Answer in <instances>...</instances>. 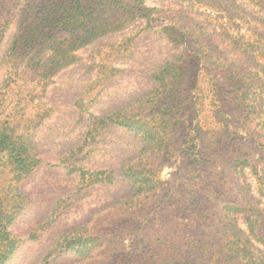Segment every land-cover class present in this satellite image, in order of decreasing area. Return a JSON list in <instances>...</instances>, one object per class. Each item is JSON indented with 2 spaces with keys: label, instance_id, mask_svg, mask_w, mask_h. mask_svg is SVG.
I'll return each instance as SVG.
<instances>
[{
  "label": "rangeland",
  "instance_id": "1",
  "mask_svg": "<svg viewBox=\"0 0 264 264\" xmlns=\"http://www.w3.org/2000/svg\"><path fill=\"white\" fill-rule=\"evenodd\" d=\"M23 3L0 0V98L6 101L2 116L16 114L30 124V130L22 131L30 132L43 163L21 182L29 200L10 226L19 246L6 264H72L77 256L62 249L59 240L80 224L95 225L112 249L121 240L128 246L134 240L140 248L176 210L193 233L209 234L218 231L213 216L227 198L242 203L252 196L250 201L264 214V127L239 94L243 73L264 78V0H145L155 8L151 19L140 17L81 48L76 62L50 80L8 58ZM148 22L152 27L145 28ZM166 24L184 37L170 40ZM139 30L126 48V38ZM207 55L226 62H207ZM179 56L187 62L181 84L157 90L155 72ZM148 98L153 101L146 102ZM112 113L163 115L172 122L168 147L153 167L162 183L160 195H170L173 205L162 208L154 198L144 214L136 215L133 224L144 226L138 239L122 227L124 222L109 224L105 218V208L130 194L122 169L143 147L134 130L96 124V118ZM191 149L210 157L197 165ZM73 161L92 171L113 170L117 181L87 185L78 173L69 172ZM233 176L250 190L247 196L232 193ZM193 189L206 200L203 206L212 222L199 226L201 219L192 210L176 206L182 198L188 202Z\"/></svg>",
  "mask_w": 264,
  "mask_h": 264
},
{
  "label": "trees",
  "instance_id": "2",
  "mask_svg": "<svg viewBox=\"0 0 264 264\" xmlns=\"http://www.w3.org/2000/svg\"><path fill=\"white\" fill-rule=\"evenodd\" d=\"M154 11L155 8L146 6L145 0H24L18 10L17 30L7 50L8 58L14 64H23V68L40 79L50 80L58 71L76 62L77 51L81 48L98 38L123 30L140 17L151 19ZM148 27H152L149 22L145 28ZM163 29L173 42H179L184 37L176 32L172 24L164 25ZM140 33L141 30L128 36L124 46L127 48ZM198 51L201 53L200 49ZM205 61L226 62L224 58H213L212 55L205 56ZM186 65L185 58L181 56L164 63L154 74L158 81L156 89L178 87L186 75ZM15 71L19 73L18 69ZM243 74L239 94L244 97L249 114L256 115L264 127V78H257L251 73ZM215 90L217 93V86ZM149 101L153 99L146 100ZM5 102L4 98H0V264H6L19 246V239L10 226L29 200L21 182L43 163L30 132L22 131V128L30 130V124L16 114L2 116ZM211 104L214 105L213 102ZM219 109L222 112V106ZM96 119L98 126L115 124L134 130L143 142L141 155L122 169L123 177L129 182L130 194L105 208L109 224L119 220L124 222L122 227L125 226L128 233L138 239L144 226L133 224L136 215L144 214L154 198H158L162 208L168 203L173 205L170 195H160L162 183L153 167L154 160L168 147L172 122L163 119V115L158 119L146 113H112ZM87 136H92L91 132ZM194 151L191 149V156L197 165L206 163V157H210L203 151ZM212 160L209 159L208 163ZM238 163L236 160L235 165ZM243 163L248 164L247 161ZM68 167L69 172L78 173L87 185L117 181L115 171L110 169L92 171L75 161L70 162ZM231 183L232 193L248 195L250 190L235 176L231 178ZM251 198L242 203L227 198L213 216V225L218 227L214 234L193 233L189 222L185 223L183 217L176 216L179 211L176 210L173 215L167 216L166 225L155 229L140 248L134 240L129 246L121 240L117 248L112 249L108 238L99 234L95 225L88 224L66 230L60 237L59 245L75 253L77 258L72 264H105L110 260L115 264H264V214L258 203L250 201ZM205 201H201L200 193L193 189L188 202L182 198L176 206L192 210L195 218L201 219L199 226H202L205 221L212 222L211 215L206 213L209 208L203 206ZM240 215L245 227L240 225Z\"/></svg>",
  "mask_w": 264,
  "mask_h": 264
}]
</instances>
